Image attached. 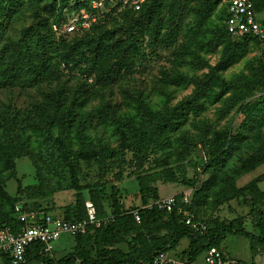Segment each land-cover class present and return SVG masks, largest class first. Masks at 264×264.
Masks as SVG:
<instances>
[{
    "label": "rangeland",
    "instance_id": "374dc122",
    "mask_svg": "<svg viewBox=\"0 0 264 264\" xmlns=\"http://www.w3.org/2000/svg\"><path fill=\"white\" fill-rule=\"evenodd\" d=\"M225 8L224 0H111L97 25L63 34L55 24L90 13L89 0H0V226L16 223V206L59 217L87 200L115 226L144 197L188 190L196 225L241 218L261 235L264 205H253L249 187L260 180L264 190V39L228 36ZM258 18L264 30V11ZM232 43L242 53L224 66ZM126 222L113 248L141 255L177 226ZM189 243L168 255L184 261ZM219 246L233 264H264V248L253 251L245 236ZM100 250L96 233L79 246L66 233L51 255Z\"/></svg>",
    "mask_w": 264,
    "mask_h": 264
},
{
    "label": "trees",
    "instance_id": "16d2710c",
    "mask_svg": "<svg viewBox=\"0 0 264 264\" xmlns=\"http://www.w3.org/2000/svg\"><path fill=\"white\" fill-rule=\"evenodd\" d=\"M255 10L257 13L264 11V0H253ZM90 5V0H89ZM91 7V6H90ZM92 9V8H91ZM228 16L227 9L225 8V20ZM99 20L95 23H93L88 28H82L78 27L73 32H66L63 34H73L76 33L77 30H86L94 25H97ZM225 33L228 36H232L234 38L238 39H261L258 36L254 35H245V36H233L231 35L226 27L225 23ZM242 53V47L235 46L234 43H232L229 47L226 49V56L223 60V65L228 66L234 62V59ZM0 124L5 125L6 122L2 118H0ZM262 162H256L253 166L248 167L247 169L252 170L258 165H260ZM259 182L254 181L250 187L249 192L250 195H252V203L253 205H258L262 202L264 205V191L260 189ZM182 194V193H181ZM181 194L177 195V205L173 208L172 211L162 210L159 209L157 206H152L151 208H148V204L154 203L149 202L145 197L142 200V203L140 206L136 207L135 209H139L140 212V221L145 220L148 225L156 226L158 228L169 227L170 223L172 221L177 220V226L175 228H168L169 230H172V233L169 234L167 238L162 240L161 242L157 243L155 246V249L151 248L149 249L145 255L138 254L136 251V248H133L131 252L129 253H121L118 250L114 249V245L117 243L119 238L121 237L122 233L129 230L128 224L126 220L129 218L132 221L137 220L133 214V210L130 211L129 216H123L122 219H120L119 222L115 226L112 225V214L109 212L102 211L98 208L95 202L94 203L96 210H97V217L99 218H109L110 220L107 223H103L100 227L96 226H89L86 233H77L74 235L75 240L77 241V246H79L85 239H90L92 234H97V239L99 241V247L100 251L98 252V256L94 257L90 252H72L67 254L66 256L55 259L51 254H46L43 250V245L40 242H34L30 244L27 247L26 251V259L27 263L29 264L30 258H43V264H71L72 262L77 263L81 262L82 264H150L153 261L154 256H156L159 253H167L171 250H173L176 245L183 239L188 238L190 240L189 246L184 251L183 259L187 264H193L198 257L205 252L207 249H209L211 246H216L218 248H221L219 245L222 241H224L228 235H240L245 236L250 239L251 241V248L253 251H255L256 246H261L264 248V224L261 227L263 233L261 235L254 234L253 232L247 230L243 224V221L241 218H234V219H227L223 221H216L213 228H210L209 230L202 229L201 227L192 228L190 225L186 224L184 221V213L180 212V207L183 208L184 211H188L190 213V204H184L181 200ZM161 199V198H160ZM245 202H249L248 195L245 196ZM159 200V199H158ZM192 200V198H191ZM117 208H120V205L117 203ZM134 209V210H135ZM16 215V223L10 224L6 223L0 226V232L3 231L5 227H12L17 228L20 226V222L17 218V211L15 210ZM163 215L166 216H176L174 219L171 218L168 223L165 224V219L163 220ZM261 215L264 219V210L261 211ZM66 220L69 221H76V220H82L87 217V209H86V201L84 202L83 207L81 210H77L76 206L69 207L66 212L63 214V216ZM139 221V220H138ZM112 225V226H111ZM139 237V240L141 241L142 238L140 237V234L138 233L136 238ZM101 241V243H100ZM140 241H137L139 243ZM4 259V264L9 263V258L5 254H1Z\"/></svg>",
    "mask_w": 264,
    "mask_h": 264
},
{
    "label": "built area",
    "instance_id": "2783aa9c",
    "mask_svg": "<svg viewBox=\"0 0 264 264\" xmlns=\"http://www.w3.org/2000/svg\"><path fill=\"white\" fill-rule=\"evenodd\" d=\"M111 0H90L92 11L90 13H78L64 25L55 24L54 28L62 33L73 32L78 27L88 28L97 21L98 12L106 9ZM119 0H117L118 2ZM228 16L225 20L228 32L233 36L254 35L264 39L262 23L258 18L253 0H224ZM127 2V0H126ZM182 202L189 204L192 192L184 191L181 194ZM177 205V195H170L148 204V208L157 206L159 209L172 211ZM87 217L82 220L69 221L64 217H37L34 213L24 211L20 206H16L17 218L21 223L17 228L5 227L0 232V254H5L9 258L8 264H26L27 247L40 242L46 254L52 253L55 243L64 234L76 235L86 233L89 226L100 227L107 223L109 218L97 217V210L91 200L86 201ZM180 212L184 213V221L193 228L205 229L202 224L196 225L192 215L180 207ZM135 218L140 220L139 209L132 211ZM78 264H82L79 262ZM150 264H187L184 261H176L167 253H159L154 256ZM204 264H233L226 259L221 248L211 246L205 251Z\"/></svg>",
    "mask_w": 264,
    "mask_h": 264
},
{
    "label": "crops",
    "instance_id": "0c3cea01",
    "mask_svg": "<svg viewBox=\"0 0 264 264\" xmlns=\"http://www.w3.org/2000/svg\"><path fill=\"white\" fill-rule=\"evenodd\" d=\"M261 182H262V181L259 182V187H260V189H261V186H260V185H261ZM261 190H263V189H261ZM263 191H264V190H263ZM197 260H198V259H197ZM193 264H202V263H197V261H195Z\"/></svg>",
    "mask_w": 264,
    "mask_h": 264
}]
</instances>
